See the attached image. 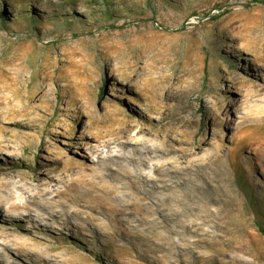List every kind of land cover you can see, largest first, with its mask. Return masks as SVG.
<instances>
[{
    "label": "rangeland",
    "instance_id": "1",
    "mask_svg": "<svg viewBox=\"0 0 264 264\" xmlns=\"http://www.w3.org/2000/svg\"><path fill=\"white\" fill-rule=\"evenodd\" d=\"M117 140L193 169L183 178L208 185L202 229L112 239L83 219L41 225L0 245L9 264H264V0H0V177L63 187L80 174L56 167L60 152L89 175Z\"/></svg>",
    "mask_w": 264,
    "mask_h": 264
},
{
    "label": "bare ground",
    "instance_id": "2",
    "mask_svg": "<svg viewBox=\"0 0 264 264\" xmlns=\"http://www.w3.org/2000/svg\"><path fill=\"white\" fill-rule=\"evenodd\" d=\"M110 145L116 152L100 157L98 168L92 169L89 175L84 174L87 168L60 152L61 157L54 160L56 167H61L65 173L69 168L75 169L80 174L72 184H63V187L58 186L63 183L60 175L25 174L22 183L0 177V232L6 235L0 241L3 249L9 252L12 246H18L16 239H9L16 231L31 234L41 230V225L66 229L81 219L88 226L87 230L112 239L131 233L144 235L156 228L169 234H193L202 229L210 214L208 185L205 182L194 184L192 178H183L193 169L187 167L184 170L188 174H184L183 169L173 163L159 164L168 152L150 146L148 141L139 144L117 140ZM4 151L8 152V148L0 144V153ZM150 163L156 171H161L158 177L146 174ZM9 171L8 166H0V175L7 176ZM187 182L194 186V193L186 197L179 189ZM195 212H201V215L196 213L200 222H182V217L193 216ZM105 220L109 221L107 225ZM0 258L3 264L11 262L3 251Z\"/></svg>",
    "mask_w": 264,
    "mask_h": 264
},
{
    "label": "trees",
    "instance_id": "3",
    "mask_svg": "<svg viewBox=\"0 0 264 264\" xmlns=\"http://www.w3.org/2000/svg\"><path fill=\"white\" fill-rule=\"evenodd\" d=\"M256 2H257V3H262V1H256ZM104 4H105L106 6H109L108 1H105ZM221 16H223V14H219V15L215 16V17H214V20L219 19Z\"/></svg>",
    "mask_w": 264,
    "mask_h": 264
}]
</instances>
